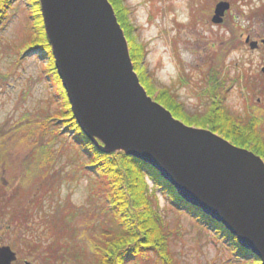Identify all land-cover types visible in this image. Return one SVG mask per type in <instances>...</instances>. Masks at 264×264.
<instances>
[{"label":"rangeland","instance_id":"rangeland-1","mask_svg":"<svg viewBox=\"0 0 264 264\" xmlns=\"http://www.w3.org/2000/svg\"><path fill=\"white\" fill-rule=\"evenodd\" d=\"M218 1L123 0L133 28L131 34L148 51L142 65L152 79L149 93L153 99L160 89L180 78L186 82L180 90L183 107L194 115L193 110L201 107L194 103V95L189 92L190 77L195 81L208 68L217 73L227 70L228 79L230 76L238 79L244 69L258 73L264 47L252 50L243 39L246 34L258 40L264 37V12L257 8L264 0H225L230 8L224 22L214 24L211 16ZM10 12L9 24L0 31V187L10 200L2 198L4 228L0 243L11 245L17 252L15 264H39L46 259L47 246L56 233L53 226L64 230L73 217L67 215L71 211L69 203L79 206L76 214L83 227L91 221L90 229L95 236L107 228L110 219L103 213L101 187L95 179L74 172L75 166L85 160L77 155L75 143L62 134L55 135L49 125L46 128L40 123L43 118L40 114L59 110L53 101L57 87L52 84V74L45 69L46 59L38 51L21 58L19 51L26 48H22L23 44L21 50L16 47L27 41L29 24L24 2L15 4ZM259 78L260 81L262 77ZM229 97L226 106L245 113L237 105L234 91ZM260 103L264 105V98ZM169 105L177 106L172 101ZM176 113L175 118L188 126L211 130L205 118L185 119ZM146 184L150 191L152 182L146 179ZM155 195L164 223L172 232L169 250L173 264H257L253 258L239 257L212 229L185 211L168 206L158 191ZM5 212L14 216L13 223L7 221L9 215ZM25 240L33 246L40 242L38 253H30ZM158 263L153 254L140 262Z\"/></svg>","mask_w":264,"mask_h":264},{"label":"water","instance_id":"water-1","mask_svg":"<svg viewBox=\"0 0 264 264\" xmlns=\"http://www.w3.org/2000/svg\"><path fill=\"white\" fill-rule=\"evenodd\" d=\"M39 1L55 68L81 131L104 151L122 150L154 167L264 264L263 159L211 130L184 124L147 94L109 0ZM229 8L228 1L216 2L211 22L222 23ZM16 258L9 245L0 246V264Z\"/></svg>","mask_w":264,"mask_h":264},{"label":"trees","instance_id":"trees-1","mask_svg":"<svg viewBox=\"0 0 264 264\" xmlns=\"http://www.w3.org/2000/svg\"><path fill=\"white\" fill-rule=\"evenodd\" d=\"M20 1H23L26 6L29 24L26 43L19 42L16 45L19 50H21L22 44V48H26V52L19 51L20 57L22 58L31 51H38L39 55L46 59L45 69L47 72L50 71L53 76L52 84L54 83L53 85L57 87L53 101L58 104L59 110L40 114L43 117L40 123L46 128L49 125L55 135L62 134L66 136V139L75 143L77 155L84 156L85 160L80 161V166H75L74 172H80L87 178L95 179L96 184L101 187L99 193L101 201H103V213L107 214L110 219L107 228L104 225L102 232L96 233L95 236L90 229L91 221L83 227V223L81 224L78 219L79 214H76L79 212V206L69 203L71 211L67 215L73 217L64 230L56 229L55 225L53 226L56 233L47 246L46 259L40 260L39 264H140L150 254L156 257L159 261L158 264H173L169 250L172 232L164 223L161 215L162 208L160 209L154 193L156 191L162 195L168 206L171 205L180 212L185 211L199 223L212 229L222 241L234 248L239 257L253 258L257 264H261L259 258L239 246L235 236L221 223L205 214L200 208L187 203L154 167L127 155L122 150L104 151L100 148L101 142L99 145L91 142L81 131L57 75L51 45L44 29L40 1L0 0V31L9 24L12 16L10 10ZM109 1L126 37L133 68L141 85L151 96L149 88L152 85V79L142 65L148 52L146 46L137 42L134 35L131 34L133 28L127 20L123 0ZM16 51L18 54L17 48ZM210 74L211 72L207 73L209 77ZM207 75L204 74L206 78H209ZM205 77H203L204 80ZM191 80L194 83V79L191 78ZM177 81L178 79H175L172 85L160 89L159 95L155 96L154 100L161 103L173 116L178 112L185 119L188 117L205 118L209 123L207 127L211 131L235 146L253 151L264 161V110L261 103L257 104L256 110L252 109L245 114L218 105L196 108L192 115L191 112L184 109V103L178 101L176 94L171 91L174 89L173 87H176ZM260 95H262V91H260ZM171 101L176 102L175 108L170 107ZM74 176L76 177L75 173ZM68 178H71L69 173ZM146 179L152 181L153 189L156 191H148ZM6 197L7 195L3 191L4 200L10 201ZM13 218L14 216L9 215L7 221L12 220L9 222L13 223ZM25 241L26 245H30V253H38L37 245H41L40 242H36V245L33 246L28 240Z\"/></svg>","mask_w":264,"mask_h":264},{"label":"flooded vegetation","instance_id":"flooded-vegetation-1","mask_svg":"<svg viewBox=\"0 0 264 264\" xmlns=\"http://www.w3.org/2000/svg\"><path fill=\"white\" fill-rule=\"evenodd\" d=\"M257 8L259 12H264V4L258 5ZM247 37L248 41H246ZM243 40L249 48H251L249 44L250 41L257 42V45L254 48H251L252 50H256L259 47H264V37L258 40L252 38L249 34H246ZM262 61L263 64L260 66V69L256 70V72L258 73L251 74L248 73L246 69H244V71L240 73L238 79L233 76H230L228 79L227 70H225L224 73L218 74L216 71L212 72L209 68L207 70H203V72H201L198 79H196L194 83L192 82L191 78H189L188 84H192V88L189 89V92L194 95V103L201 108L218 105L226 106L228 104V100L230 99L229 93L231 91H234V93H236L237 95L236 103L242 110H245V113L250 112L252 109H255V106H257V104L260 103L261 99L264 97V52ZM209 72H211L210 77L207 75V73ZM204 74L209 78H206ZM203 77H205L206 79L204 80ZM259 77H262L260 81ZM177 79L178 81L176 87H173L174 89H172L171 91L176 94L177 100L181 102L182 100L180 99V90L184 85H186V82H183L180 78ZM234 79L236 80L235 82ZM229 82L234 83V85H236L235 88L229 86ZM260 91H262V95H260ZM262 107H264L263 104ZM2 198L3 191L0 187V239L2 238L4 228L3 226H1L3 220V209L1 205L3 203ZM0 245L2 244L0 243Z\"/></svg>","mask_w":264,"mask_h":264}]
</instances>
